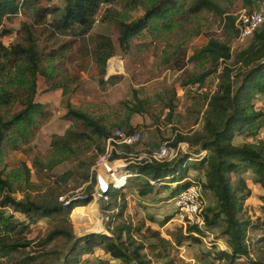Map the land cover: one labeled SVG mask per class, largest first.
<instances>
[{
  "label": "trees",
  "instance_id": "16d2710c",
  "mask_svg": "<svg viewBox=\"0 0 264 264\" xmlns=\"http://www.w3.org/2000/svg\"><path fill=\"white\" fill-rule=\"evenodd\" d=\"M216 1L148 0L150 6L134 20L106 8L102 22L117 27V43L123 52L130 49L132 41L142 32L170 31L177 26V18L183 14L195 16L210 12L224 16L223 28L231 37L226 41L209 39L196 50L189 57V62L199 65L204 71L190 75L183 85L203 88L208 78L216 76L215 91L202 93L194 99L195 111L198 114L203 111L202 126L191 136L177 134L169 144L176 147L179 143H186L187 154H180L170 162L130 166L129 170L136 171L137 176L128 179L122 189L109 188L108 201L103 204L106 212L116 213L110 216L106 233L77 237L69 220L77 206L91 203L94 174L82 178V182H90L85 188L84 198L59 202L60 195L50 193L51 187L41 194H29L35 185L30 183L27 169L21 182L10 180L11 175L2 177L0 173V264H83V259L95 250L110 258L108 263L98 261L99 264H186L172 254V245L181 246L183 240L201 245L202 239L208 237L205 232L196 227H189L186 231L181 228L177 235H173L172 244L158 231L144 227L143 222L138 221L133 226L123 219L127 210L124 191L128 185L136 182L133 184H137L138 195L146 197L156 192L149 181L168 190L172 200L193 184L211 195L214 205L204 212V228L206 232L219 231L216 238L224 239L227 251L220 250L215 255L206 252L199 259V264H264V237L255 246L251 243V234L259 226L251 221L244 209L251 190L242 177L251 174L253 184L264 192V139L258 138L264 130V110L256 109L254 105L257 97L264 96V24L245 47L232 55L230 39L237 36L236 18ZM221 1L229 5L238 1L243 7L251 8L264 0ZM39 2L0 0V163L6 152L18 151L29 144L41 125L39 117L43 114V106L34 102L37 78L45 80L49 91L64 90L54 60L59 56L56 52L63 51L65 47L50 48V40L58 35L74 39L88 36L102 7L118 3L125 7L130 0H63L62 8L51 11L40 7ZM137 6L138 1H135V6L128 7V10L133 11ZM18 17L22 19L16 32L17 41L6 46L2 39L12 34L7 26ZM92 49L93 61L103 75L107 60L114 56V45L109 39L97 37ZM15 107L20 110L11 114V108ZM66 109L64 118L82 127V131L69 129L62 136H52L48 161L43 163L39 158L34 161L33 166L38 172L40 169L37 168L51 171L69 156L77 155L80 146L92 138L102 142V147H97L98 154L104 152V141L112 132L97 118L73 108L69 103H66ZM122 131L128 135L136 132L131 127ZM136 144L119 149L123 154L130 153ZM200 152L206 153L200 160L188 161L190 155ZM123 154H114L113 158H125ZM61 155L62 160L56 161V156ZM190 171L201 178L191 180ZM171 185L175 187L171 188ZM16 192L22 197H15ZM261 200L264 205V195ZM43 219L54 221V227L41 237L29 238L31 226Z\"/></svg>",
  "mask_w": 264,
  "mask_h": 264
},
{
  "label": "rangeland",
  "instance_id": "374dc122",
  "mask_svg": "<svg viewBox=\"0 0 264 264\" xmlns=\"http://www.w3.org/2000/svg\"><path fill=\"white\" fill-rule=\"evenodd\" d=\"M135 1H138V6L129 11L128 7H134ZM216 2L221 8L228 9L235 18L241 12H264V1L251 8L243 7L238 1L232 2L231 5L221 0ZM39 6L51 11L54 8H62L64 2L40 0ZM149 6L148 0H130L125 7L121 3L102 7L88 36L74 39L58 35L50 40V48L53 46L57 50L61 45L65 47L63 51L56 52L59 56L54 60L58 67L57 76L64 84V90L49 91L45 80L42 77L37 78L34 102L43 106V114L39 117L41 125L35 130V136L29 144L23 145L18 151L6 152L0 163L2 177L11 175L10 180L21 182L22 174L27 169L30 172V183L35 185L29 191L31 196L41 194L51 187L50 193L60 195L59 197L64 198L63 201L85 197V188L90 182L84 183L82 178L87 174L92 175L91 167L98 155L97 147H102L101 141L95 138L88 140L80 146L77 155L69 156L68 160L51 171L37 168L40 169L38 172L33 166L38 158L43 163L48 161L52 136H62L69 129L82 131V127H77L75 123L64 118L67 113L66 103L97 118L110 132L116 129L125 131L128 127L139 132V142L128 153L132 155L148 153L164 142L171 144L177 134L191 136L201 128L203 111L201 114L195 111L194 99L202 93L215 91L216 76L208 78L203 88H198L197 85H183L190 75L204 71L199 65L189 62V57L209 39L226 41L231 37L223 28L224 16L210 12L195 16L183 14L177 18V26L170 31L155 34L150 31L142 32L132 41L127 52L121 51L117 43V27L102 22L106 8L130 16V20H134L140 18ZM22 17L7 26L12 34L2 39L6 46L17 41L16 32L20 28ZM97 37L109 39L115 48L114 56L106 62L103 75L92 57L93 41ZM230 40L231 52L235 55L241 47L235 46V39ZM42 45L40 43V46ZM254 105L256 109L264 110V96L257 97ZM18 110L19 107L11 108L10 113ZM258 138L264 139V130ZM62 157L63 155L56 156L55 160L61 161ZM129 162L131 161L127 160L125 163ZM125 169H129V166ZM242 177L251 190V196L245 201L244 209L251 221L259 226L258 230L251 234V243L255 246V243L264 237V205L261 200L264 192L253 184L251 174H244ZM189 178L196 181L201 176L190 171ZM133 183L131 182L124 191L127 210L123 219L133 226H136L138 221L143 222L144 227L158 231L161 237L173 244V235H177L182 227L173 220L175 211L172 199L168 196L169 191L155 185V194L141 197L137 192V184ZM170 187L174 188L175 185ZM94 189L91 192V203L77 206L69 216L77 237L88 233H106V224L109 223L110 216L116 213L106 212L105 205L93 198ZM14 196L22 197L18 192ZM203 197L206 212L214 203L209 193H203ZM16 217L21 218L18 215ZM170 217L172 219H168ZM53 227L54 221L39 220L36 225L31 226L29 238L41 237ZM208 232L211 237L208 235L202 239L201 245L190 244L187 240H183L178 247L173 244L172 254L186 264H199V259L206 252L215 255L217 251H227L224 239L216 238L219 231ZM98 261L108 263L110 258L102 251L95 250L92 255L83 259V264H99Z\"/></svg>",
  "mask_w": 264,
  "mask_h": 264
},
{
  "label": "built area",
  "instance_id": "2783aa9c",
  "mask_svg": "<svg viewBox=\"0 0 264 264\" xmlns=\"http://www.w3.org/2000/svg\"><path fill=\"white\" fill-rule=\"evenodd\" d=\"M263 24V11L254 10L252 12H241L236 17L234 24L237 31V36L234 40L235 46L237 48L245 47L252 39L255 31ZM139 140V132L128 135L120 129L114 130L111 135L105 139L104 152L97 155L91 168V174H94L95 178V189L93 191V198L95 200H99L101 203L107 202L110 187L122 189L127 185L128 179L137 176L136 171L125 169L126 167L137 166L140 163L170 162L179 157L180 154L188 153V145L186 143H179L176 147H171L168 142H164L157 150L151 153H141L138 155L123 154L119 149L121 146L131 147L138 143ZM114 154H123L125 158H113ZM205 154V152H200L196 155H190L188 161H198ZM127 160L131 162H129V164L125 163ZM149 183L153 186L156 185L153 181H149ZM76 199L77 198H73V200ZM63 200L64 198H59L60 202H64ZM172 203L175 211L173 220L181 225L183 231H186L189 227H196L198 230L205 232L211 237L204 228L205 201L202 189L199 185L193 184L189 188L180 191L172 200ZM64 204H68V202Z\"/></svg>",
  "mask_w": 264,
  "mask_h": 264
}]
</instances>
